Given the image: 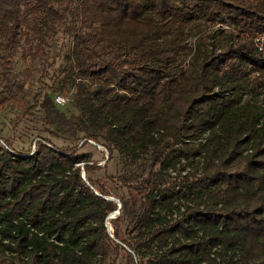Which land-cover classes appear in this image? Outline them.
<instances>
[{"label":"trees","instance_id":"16d2710c","mask_svg":"<svg viewBox=\"0 0 264 264\" xmlns=\"http://www.w3.org/2000/svg\"><path fill=\"white\" fill-rule=\"evenodd\" d=\"M74 14L71 61L31 108L69 127L54 96L72 89L71 133L130 168L108 187L91 176V152L48 137L18 152L5 139L0 264H119L120 249L132 262L116 239L141 264H264V0H0V106L14 57H35L32 35ZM120 185L110 235L116 203L106 196ZM109 244L115 256L102 262Z\"/></svg>","mask_w":264,"mask_h":264},{"label":"rangeland","instance_id":"374dc122","mask_svg":"<svg viewBox=\"0 0 264 264\" xmlns=\"http://www.w3.org/2000/svg\"><path fill=\"white\" fill-rule=\"evenodd\" d=\"M221 16L224 17L225 15ZM75 24L74 14L66 22L52 21L47 26H41L38 37L35 34L32 35L31 48L32 51H37V55L31 57L26 54L27 56L23 57L19 53L14 57L13 67L10 72L12 94L8 101L0 106V145L5 146V139H10L14 150L28 152L35 149L40 138L48 137L59 148L76 146L79 152H91L92 160L100 164V169L91 172L92 178L104 181L106 186L113 187L114 183L111 182L109 175L116 177L123 168L130 167L127 164L123 165L122 158L116 151H113L108 157V151L104 144L92 141L83 142L79 132L76 135L71 133V129L75 127L73 122L77 121L76 116L78 114L72 103V89L57 91L65 98V102L58 104V106L71 118L72 123L69 124V127L60 129L47 121L44 112L39 107L31 108L36 91L39 88L49 90V84L53 77L62 76L60 70L71 61V36L65 34L64 29L68 25L74 26ZM217 26L218 23H215L208 27L207 30L213 32ZM38 47L39 49L42 48V50L38 51ZM28 48L29 46L25 45V49L28 50ZM214 52H218V49H215ZM52 60L54 64L50 67L48 64ZM3 68L4 66L0 61V79L2 78V73H4L2 72ZM43 68L47 69L48 73L40 81L39 77L43 74L41 73ZM81 176L85 178L83 169H81ZM87 183L90 184V181H87ZM90 187L96 190L94 192L98 193V186L95 183L90 184ZM114 191H116L114 195L106 196L116 203V211L112 212L113 214L110 212L112 216H116L121 211V206L119 207L121 200H119L118 196L120 194L127 195L126 188L121 185L115 187ZM117 210L118 213H115ZM131 217V214L125 209L123 219H121L119 224L120 229H125L128 224L130 225L129 220ZM106 223L108 231L112 234L113 227L110 219H107ZM116 241L133 256L132 262H126L125 251L120 249L117 254V262L119 264H141L144 261V257L137 255L133 247L128 246L119 239H116ZM109 248L110 255L107 258H103L102 262H108L115 256V250L112 249L111 244H109Z\"/></svg>","mask_w":264,"mask_h":264},{"label":"built area","instance_id":"2783aa9c","mask_svg":"<svg viewBox=\"0 0 264 264\" xmlns=\"http://www.w3.org/2000/svg\"><path fill=\"white\" fill-rule=\"evenodd\" d=\"M263 43H264V35H262V36H260V38H259V42H258V45H259V47L261 48L262 46H263ZM217 49V48H216ZM215 50V49H214ZM219 50V49H218ZM213 92H215V93H217V94H229V93H231V91L229 90V91H223V90H221L218 86H214V88H213ZM54 101L55 102H57V103H63V102H65V98H64V96L62 95V94H60V93H57V94H55V96H54ZM94 191H96V190H94ZM114 211V210H113ZM112 211V212H113ZM111 215V214H110ZM110 215L108 214V216H107V219H110L111 217H110ZM110 233V232H109ZM110 235H112L111 233H110Z\"/></svg>","mask_w":264,"mask_h":264},{"label":"water","instance_id":"95a60500","mask_svg":"<svg viewBox=\"0 0 264 264\" xmlns=\"http://www.w3.org/2000/svg\"><path fill=\"white\" fill-rule=\"evenodd\" d=\"M84 177V176H83ZM121 205H120V203H119V207H120ZM116 213H118V210H117V212ZM110 217H114V216H110ZM107 221V220H106ZM107 223L105 222V225H106Z\"/></svg>","mask_w":264,"mask_h":264},{"label":"bare ground","instance_id":"6f19581e","mask_svg":"<svg viewBox=\"0 0 264 264\" xmlns=\"http://www.w3.org/2000/svg\"><path fill=\"white\" fill-rule=\"evenodd\" d=\"M116 213V212H115ZM113 214V213H112Z\"/></svg>","mask_w":264,"mask_h":264}]
</instances>
